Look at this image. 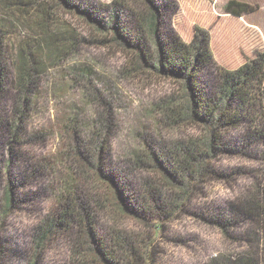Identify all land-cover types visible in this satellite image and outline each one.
Instances as JSON below:
<instances>
[{
    "label": "trees",
    "instance_id": "obj_1",
    "mask_svg": "<svg viewBox=\"0 0 264 264\" xmlns=\"http://www.w3.org/2000/svg\"><path fill=\"white\" fill-rule=\"evenodd\" d=\"M178 8L177 0H113L109 5L91 0H0V14L6 17L0 21V95L7 83L9 52L14 46L18 89L25 94L26 103L33 105L36 97L31 94V85L37 81L36 75L46 71L47 62L61 60L77 48L75 32L61 21V12H68L97 25L101 36H113L112 42L137 56L138 66L182 84L184 110L180 100L171 99L159 106L172 127L191 121L207 131L205 140H178L169 146L144 139L147 155L133 156L136 162L130 173L104 161L109 154L107 139L98 133V129L107 128L103 117L88 125L89 137L84 135L87 128L74 116L63 119L66 134L72 133L78 140L83 135L93 146L90 151L80 143L79 167H67L68 174L55 195L56 208L38 233L41 243L66 237L70 241L69 264H156L152 257L156 254L155 240L184 215L218 227L228 241L247 247L207 264H264V169L245 194L225 206L193 209L198 192L212 181L228 182L247 174L245 169L215 167L218 158L243 157L264 167V51L256 52L236 69L221 67L208 30L197 25L193 39L186 41L173 28L172 17ZM225 12L242 17L248 6L231 0ZM19 24L36 37L18 39L9 47L6 44ZM13 121L16 116L6 121L8 132L13 131ZM50 167L53 170L54 163ZM87 171L94 178L89 179ZM135 172L153 177L141 175L135 183L131 179ZM97 184L107 190L105 198ZM13 185L9 178L0 222L15 204ZM109 194L119 215L135 220L151 234L101 225L100 214L108 210L105 203ZM1 248L0 243V253Z\"/></svg>",
    "mask_w": 264,
    "mask_h": 264
},
{
    "label": "rangeland",
    "instance_id": "obj_2",
    "mask_svg": "<svg viewBox=\"0 0 264 264\" xmlns=\"http://www.w3.org/2000/svg\"><path fill=\"white\" fill-rule=\"evenodd\" d=\"M91 1L109 5L113 0ZM177 1L179 8L172 17L173 28L186 41L193 39L195 26L208 30L219 66L236 69L256 52L264 51V0H235L248 6L247 14L242 17L225 12L231 0ZM61 14L63 24L76 34L77 48L61 60L47 62L46 71L36 75L37 81L31 85L36 101L31 106L18 89L16 48L13 46L15 50L9 52L7 83L0 95V215L4 212L9 178L14 184L15 204L6 210L0 222V264L70 263V241L66 237L45 239L41 243L38 233L56 208L55 195L68 174L67 167H79L77 151L83 144L86 149L93 146L83 135L78 140L72 133L66 134L63 119L72 115L87 128L96 118L103 117L107 128L98 129V133L107 139L109 154L104 161L110 167L130 173L136 162L133 156L147 155L144 139L154 145L169 146L178 140H205L207 136L204 128L191 121L172 127L159 109L171 99L180 100L178 104L185 109L181 83L161 77L144 65L138 66L136 55L112 42L113 36H101L97 25L80 15ZM3 19L6 17L0 14V21ZM14 31L6 44L9 47L18 39L28 41L36 37L29 29L22 30L21 24ZM15 116L13 131L8 132L6 121ZM158 121L162 124L158 125ZM84 135L89 137L88 128ZM51 163L55 166L53 170ZM214 166L245 169L247 174L237 180H215L206 185L193 202L196 211L200 207H223L229 200L245 194L255 184V176L264 169L256 161L229 155L218 158ZM135 173L131 174L135 183V178L139 180L141 175L153 177L146 172ZM86 174L90 175L89 179L94 178L91 171ZM99 190L105 198L107 190L100 186ZM107 196L108 210L100 214L101 225H118L135 233L151 234L135 220L119 215L110 194ZM154 248L156 254L152 257L156 264H207L247 250L245 245L228 241L218 227L186 215L159 234Z\"/></svg>",
    "mask_w": 264,
    "mask_h": 264
}]
</instances>
